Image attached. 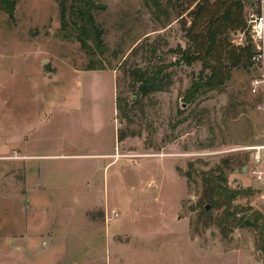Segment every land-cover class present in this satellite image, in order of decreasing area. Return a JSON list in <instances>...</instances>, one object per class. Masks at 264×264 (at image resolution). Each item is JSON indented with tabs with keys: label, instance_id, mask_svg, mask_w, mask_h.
Listing matches in <instances>:
<instances>
[{
	"label": "rangeland",
	"instance_id": "rangeland-1",
	"mask_svg": "<svg viewBox=\"0 0 264 264\" xmlns=\"http://www.w3.org/2000/svg\"><path fill=\"white\" fill-rule=\"evenodd\" d=\"M95 1L104 54L61 30L58 0H18L14 21L0 12V264H264V184L233 152L262 141L250 69L189 104L203 66L175 65L188 4ZM162 67L171 86L140 96L133 71ZM225 160L258 231L223 233L210 205L201 216L202 175Z\"/></svg>",
	"mask_w": 264,
	"mask_h": 264
},
{
	"label": "trees",
	"instance_id": "trees-1",
	"mask_svg": "<svg viewBox=\"0 0 264 264\" xmlns=\"http://www.w3.org/2000/svg\"><path fill=\"white\" fill-rule=\"evenodd\" d=\"M183 1L188 4L187 10L190 11L187 16L190 22L183 24L187 45L185 49L178 47L175 51L179 55L175 65L182 63L186 66H193L198 62L203 66L197 79L186 92L185 100L190 104L203 93L213 90L222 91L230 81L233 70L241 66L251 69L253 49L250 46L246 49L236 48L233 41L237 32L246 27L244 16L247 6L256 0ZM143 2L147 6L152 3L156 11H161L157 1L143 0ZM17 4L18 0H0V12L7 14L10 21H14ZM58 6L61 30L66 32L69 27L73 26L81 49L90 52L91 55L95 54L94 50L104 54L103 51L106 48L104 30L96 21L95 14L106 10L107 6L98 4L95 0H58ZM163 69L164 67L151 72L133 71L134 83L138 85L137 91L140 96L147 97L151 93L163 92L171 86L170 76L168 74L164 76ZM120 100L118 98L119 111H121ZM222 165L223 169L215 170L218 173L217 176H214L213 171L210 174L212 177L207 174L202 175V197L199 201L202 208L201 216L209 221L212 220V213L206 210V206L210 205L222 210V215L216 220L223 233H230L234 228H252L258 231L260 229L258 223L263 220L262 214L253 211L252 208L244 210L234 206L236 199L247 195L248 192L228 186L224 170L229 168V160H225ZM192 166H189L191 170ZM183 175L189 180L192 179V172L183 173ZM246 210L251 211L252 214L246 213L238 216Z\"/></svg>",
	"mask_w": 264,
	"mask_h": 264
},
{
	"label": "built area",
	"instance_id": "built-area-1",
	"mask_svg": "<svg viewBox=\"0 0 264 264\" xmlns=\"http://www.w3.org/2000/svg\"><path fill=\"white\" fill-rule=\"evenodd\" d=\"M246 27L234 36V45L239 49L250 46L253 49L251 56L250 93L263 102L264 106V0H256L245 10ZM264 109V108H263ZM249 153L250 165L248 174L258 184H264V129L262 141L257 145L243 146L235 151Z\"/></svg>",
	"mask_w": 264,
	"mask_h": 264
},
{
	"label": "crops",
	"instance_id": "crops-1",
	"mask_svg": "<svg viewBox=\"0 0 264 264\" xmlns=\"http://www.w3.org/2000/svg\"><path fill=\"white\" fill-rule=\"evenodd\" d=\"M101 155H103V154H101ZM101 155H100V157H101ZM107 156V155H106ZM109 156H112V155H109ZM243 248L242 247H240V248H237V250H239V251H243V252H246L244 249L242 250ZM255 249H256V247H255V245H252V249H251V251H255ZM247 251H249V250H247ZM258 254V256L260 257L261 256V254L260 253H257ZM252 257H255L254 255H251ZM260 262H261V260H260ZM259 262V263H260Z\"/></svg>",
	"mask_w": 264,
	"mask_h": 264
},
{
	"label": "water",
	"instance_id": "water-1",
	"mask_svg": "<svg viewBox=\"0 0 264 264\" xmlns=\"http://www.w3.org/2000/svg\"><path fill=\"white\" fill-rule=\"evenodd\" d=\"M247 170V166H244L243 168V172ZM206 210L207 212H209L211 210V207L210 206H206Z\"/></svg>",
	"mask_w": 264,
	"mask_h": 264
}]
</instances>
